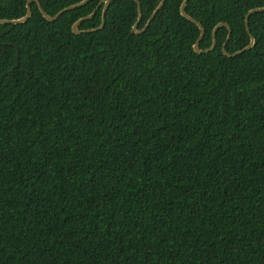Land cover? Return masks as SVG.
I'll list each match as a JSON object with an SVG mask.
<instances>
[{
	"label": "trees",
	"instance_id": "1",
	"mask_svg": "<svg viewBox=\"0 0 264 264\" xmlns=\"http://www.w3.org/2000/svg\"><path fill=\"white\" fill-rule=\"evenodd\" d=\"M29 0H0V20ZM55 16L83 0H39ZM162 0H138L142 31ZM167 0L0 25V264H264V13L252 50ZM264 0H190L213 45ZM102 5L82 21L99 28Z\"/></svg>",
	"mask_w": 264,
	"mask_h": 264
},
{
	"label": "water",
	"instance_id": "2",
	"mask_svg": "<svg viewBox=\"0 0 264 264\" xmlns=\"http://www.w3.org/2000/svg\"><path fill=\"white\" fill-rule=\"evenodd\" d=\"M93 0H83L77 4H74V5H71L69 7H66L64 8L63 10H61L59 13H57L55 16H50L47 12H45V10L43 9L41 3L39 0H29L28 1V4H27V13L21 17V18H18V19H13V20H8V19H1L0 20V25H3V24H21V23H25L26 21H28L31 16H32V7H31V3L32 2H36L38 4V7L40 9V11L42 12L43 16L50 22H55L57 21L61 15H63L64 13L70 11V10H74V9H77L79 7H82L86 4H88L89 2H92ZM137 2V5H138V21L136 22L133 30L134 32L137 34V35H141L143 33L146 32V30L148 29V27L150 26V24L152 23V21L155 19V17L159 14V12L163 9L165 3L167 0H162L161 3L159 4V6L157 7V9L155 10V12L153 13L152 17L150 18V20L148 21L146 27L142 30V31H139V26L141 24V21H142V17H143V14H142V6L141 4L138 2V0H135ZM190 0H185L181 6V15L187 19L188 21L192 22L193 24H195L199 29H200V37L197 41V43L195 44L194 46V51L196 54H199V55H202V54H208V53H211L213 52L215 49H216V46H217V41H216V35H217V32L220 28L222 27H225L228 29L229 31V35H228V38L222 48V51H223V55L227 58H236L250 50H252L255 46V38L252 36L251 34V31H250V18L252 15L254 14H258V13H264V8H260V9H255V10H251L248 15L246 16V29H247V32L250 36V44L245 48L243 49L242 51H239L235 54H228L227 51H226V48L230 42V39H231V36H232V30L231 28L226 25V24H219L215 29H214V32H213V45L210 49L208 50H201L200 46H201V42L202 40L204 39L205 37V30L203 29L202 25L200 23H198L197 21H195L193 18H191L186 12H185V9L188 5ZM112 0H100V3L98 5V7L96 8V10L90 14L89 16H86V17H83L81 19H79L78 21H76L72 27V30L75 34H85V33H92V32H95V31H98L100 29H102L105 25V16H106V12L108 10V7L110 6ZM104 6V9H103V20H102V24L99 28H95V29H87V30H81L80 29V25L82 23V21L86 20V19H90L92 18L95 14H96V11L101 7V6Z\"/></svg>",
	"mask_w": 264,
	"mask_h": 264
}]
</instances>
